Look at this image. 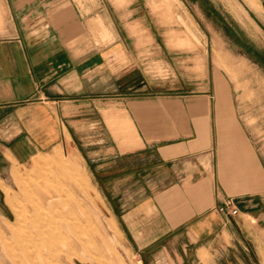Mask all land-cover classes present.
Masks as SVG:
<instances>
[{"label":"crops","instance_id":"obj_1","mask_svg":"<svg viewBox=\"0 0 264 264\" xmlns=\"http://www.w3.org/2000/svg\"><path fill=\"white\" fill-rule=\"evenodd\" d=\"M178 1L197 21L213 10ZM162 3L0 0V179L64 142L67 116L98 114L91 154L142 264H264V132L219 71L173 86Z\"/></svg>","mask_w":264,"mask_h":264},{"label":"rangeland","instance_id":"obj_2","mask_svg":"<svg viewBox=\"0 0 264 264\" xmlns=\"http://www.w3.org/2000/svg\"><path fill=\"white\" fill-rule=\"evenodd\" d=\"M162 1L160 41L178 51L164 54L179 56L173 62L179 76L173 86L186 88L187 68L198 79L219 71L253 114L246 117L248 123L264 132V0H211L213 10L202 21L185 9L188 17L178 12V0ZM144 42L149 45L154 39L145 35ZM158 67L159 75L171 72L165 64ZM67 117L66 140L59 146L35 148L28 159L14 158L6 165L0 179L4 254L11 264H142L128 242L107 183L100 179L106 164L98 170L91 154L101 115H84L83 125L73 115Z\"/></svg>","mask_w":264,"mask_h":264},{"label":"built area","instance_id":"obj_3","mask_svg":"<svg viewBox=\"0 0 264 264\" xmlns=\"http://www.w3.org/2000/svg\"><path fill=\"white\" fill-rule=\"evenodd\" d=\"M218 209L227 213H236L238 211L231 200H227L223 205L218 206Z\"/></svg>","mask_w":264,"mask_h":264},{"label":"bare ground","instance_id":"obj_4","mask_svg":"<svg viewBox=\"0 0 264 264\" xmlns=\"http://www.w3.org/2000/svg\"><path fill=\"white\" fill-rule=\"evenodd\" d=\"M0 260L3 262V264H11L9 257H7V255L4 254L2 250L1 242H0Z\"/></svg>","mask_w":264,"mask_h":264}]
</instances>
